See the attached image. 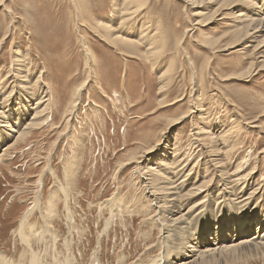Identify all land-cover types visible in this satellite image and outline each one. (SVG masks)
<instances>
[{
  "label": "rangeland",
  "instance_id": "obj_1",
  "mask_svg": "<svg viewBox=\"0 0 264 264\" xmlns=\"http://www.w3.org/2000/svg\"><path fill=\"white\" fill-rule=\"evenodd\" d=\"M1 3L0 80H4L0 82L4 84L1 90L6 89L0 98L2 109L11 111L19 95L28 98L31 109L39 98H44L40 105L42 127L29 132L23 140L13 139L12 148H0V254L4 259L29 264V247L17 238L16 232L32 208L25 232H33L34 236L29 235L31 248L41 255L43 264H156L167 258L170 250L178 247L177 242L163 248L160 227L165 225L164 220L156 212V202L149 198V194L161 192V174L149 176L145 170L156 167L161 159L157 154L163 150L171 154L175 145H179L180 155L187 153L194 142L192 136L203 128L210 135H219L231 124L233 111L249 123L241 127L234 140L213 144L204 136L209 145L198 149L194 146L191 152L209 155L210 160L217 161L214 166L221 164L227 170L218 181L208 184V188L220 191L214 197L217 202L212 216L231 219V205L223 208L222 202L233 184L226 189L222 181L235 176L239 184L234 195L243 194V201L249 193L240 179L251 172L258 190L253 200L245 203V210H264V190L260 185L264 179V71L248 79L236 76L243 75L253 61H261L256 56V46L263 37L243 41L229 52L215 50L219 42L224 47L231 41L227 36L233 26L231 11H216L215 4L207 3L201 9L193 8L184 0H140L139 9L129 0H0ZM239 9L247 8L235 11ZM132 15L136 18L122 23ZM142 23L149 30L159 27V35L164 38L155 67L145 58L148 47L115 46L104 38L103 25L117 29L116 36L134 39ZM212 39L219 40L215 48L206 45ZM21 54L30 63L28 78L22 77L26 75L16 63ZM169 66L170 74L162 78ZM72 96L78 104L66 120ZM199 109L208 110L202 120ZM186 113L189 116L182 124L168 126ZM208 114L213 117L206 120ZM8 121L12 122L9 117L0 119V126ZM156 143L159 145L154 154L144 161L143 154ZM212 150L218 152L214 154ZM196 161L197 158L188 161V168ZM196 167L199 183L202 178L210 179L212 174L206 173L204 165ZM61 189L67 192L68 202ZM203 197L195 198L196 205L202 206L190 213L192 217L205 211L202 220L196 222L202 223L199 229L204 233L209 217ZM184 203L187 206L191 202ZM45 225L54 233V240L44 233ZM197 230L194 228L188 236ZM232 256L227 255L221 262L210 257L203 263L264 264L261 256L236 261ZM173 259L166 262L179 261Z\"/></svg>",
  "mask_w": 264,
  "mask_h": 264
},
{
  "label": "bare ground",
  "instance_id": "obj_2",
  "mask_svg": "<svg viewBox=\"0 0 264 264\" xmlns=\"http://www.w3.org/2000/svg\"><path fill=\"white\" fill-rule=\"evenodd\" d=\"M1 1L3 2V0H1ZM129 1L135 2L138 6V9L141 8V6H142V5H139L140 0H129ZM184 1H185V3L186 2L188 4L190 3V5H192L193 8H200L201 9L202 8L201 5H203L205 3L210 4V5L215 4L217 7L216 11L229 10V11H231V13H233L232 21L230 19L231 23L233 24V26L230 29L232 31L230 32V34L227 35L231 39V41L227 45H225L224 47L221 46L218 39L214 40L215 39L214 37H213L214 39H212L206 43V45H210L212 48H215L219 42V45L217 48H215V50L216 49L221 50L223 48L222 52H229V50L236 48L238 46L237 44H240L243 41H246L250 38L251 39H258V38L263 37V39H261V41H259V44L256 46V48H257L256 56L261 61L257 62V63L255 61H253L250 64L249 69L246 70L245 72H243L244 74L242 73L243 75H241V73L239 72L240 74H238L236 76H238L237 77L238 79L240 77H244V76H246V78L248 79V78H252L255 75H257L256 73L264 71V0H184ZM0 6H2V3ZM134 7H132V8H134ZM203 7H204V5H203ZM240 7H246L247 9L246 10H240L239 9V10L235 11L237 8H240ZM129 8H131V7H129ZM136 11L138 12L139 10H136ZM119 12H121V11H119ZM123 14L124 13H122V15ZM133 15H132V18H130V19H129V17H127L128 19L124 20L122 23H126L127 21L130 22L131 20H133L134 19L133 17H135ZM195 15L197 16V15H199V13H196ZM202 16H203V14H202ZM122 18H123V16H122ZM103 26H104V30L106 31L104 38L107 40L108 44L110 43L111 45H115V46H119V45L124 44V45L130 46V47L136 46V45H141V46H144L145 48L148 47L146 49V53L144 54L146 60H148L153 65L152 67H155L156 65L159 64L158 62H159L160 55H158V54H160L162 51V46H163L162 41L164 40V38H162L163 36L161 37L159 35V32H160L159 27L152 29V30H149L150 27L149 26L147 27V24L142 23L140 26V32L136 31V33H135L136 36H134V39H125V38H123V36L120 37V36L114 35V33L117 31V29L112 28L111 26H105V25H103ZM130 29H132V27ZM212 48H210V49H212ZM256 48H255V50H256ZM26 61H27V57L25 55L21 54V55L17 56L16 63L18 66H20L19 70L22 71V73H24L26 75V76H22L24 78H28L27 75H28V70H29V66H30V63L26 62ZM255 64H256V66H255ZM170 67L171 66H169L168 68L165 69L164 74H161V75H163L162 78H166V75L170 74ZM237 71H239V70H237ZM253 74H255V75H253ZM1 80H4V79H1ZM24 80L25 81H23V82H28V81H26L27 79H24ZM226 80H228V79H226ZM167 81H169V80L167 79L165 81V83L163 84V89L166 88ZM37 83L38 82L36 81L35 84H37ZM198 84H197V86H198ZM3 85L4 84H2V83L0 84V98L6 92L5 87L1 90V87ZM199 85H201V84H199ZM33 88H34V86H33ZM13 90L14 89L11 90V93L13 92ZM31 90H32V88H31ZM80 90H82V89H80ZM80 90H78L77 92H80ZM42 91H43V89H42ZM24 94L28 95L29 92H27V94L24 92ZM33 94H34V91H33ZM18 97H19V99H18L19 102H17L15 104V107H14L15 109L12 108L11 111L9 110L10 112L2 109L3 103L0 100V119H7L9 117L10 120L12 121V122H9V121L5 122V126H0V148L2 146H7L9 148L10 144L14 143V142H12L13 139L16 141L18 139L23 140L29 134V132H32L34 130H38L40 128V126L42 127V125H43L42 124L43 120L41 121V118H42L41 116L43 114V110H40L41 109L40 105L43 104L44 98L43 97L39 98L40 102L38 103L39 100H37L34 103L35 106L33 107V109H31V104H30V102H28V98H25L24 95H19ZM23 98H25V99L23 101H21V99H23ZM71 100H72V98H71ZM47 102H49V101L47 100ZM77 102L78 101L75 99V96H74L73 101L71 102L72 104L69 106L70 108L67 106L69 108V110L67 111L68 114L65 113V115L67 117L66 120H69V118H70L69 116L73 112H75L74 110L78 104ZM47 105H48V103H47ZM47 105H45V106L47 107ZM226 106L227 105H225V107H224L225 110H226ZM203 108L204 107L202 106V109ZM45 111H47V110H45ZM207 111L208 110H200L199 109V112H200L199 119L200 120H202L204 118V115H207L206 114ZM188 114L189 113L182 115L180 118L176 119L175 121L174 120H172V122L170 121L168 126L173 128L176 125L182 124L188 118V116H189ZM208 116H209V114H208ZM210 117H213V116H209L208 118H206V120L209 119ZM231 117H232L231 124L229 125L228 128L221 130L219 135H215V134L210 135L211 133L209 130L204 131L205 128H203V130L195 133L192 136L193 137L192 140H194V142L192 143V145H190L191 147L190 146L189 147L191 149L194 146L196 149H198L199 147L206 148V145H209V144H206V142H204V139L202 138L204 136H207L208 140H210V142H212L213 144L214 143L217 144V142H220V141L223 143H226V140L227 141L234 140L235 136L240 134V132L242 131L241 127H246L249 125V123L246 122L247 120L239 117L237 114H234V111H233V116H231ZM43 119H44V117H43ZM8 128L10 130H7ZM208 129H210L209 126H208ZM208 134H209V136H208ZM158 145L159 144L156 143L155 146L153 148H151L150 152L147 151L145 154H143L142 158L145 159L144 161L147 160L148 156H150L151 154H154L153 151ZM178 146L175 145V147L172 148L173 152H171V154H168V155H167V153L164 152L165 150L161 151L160 153H158V151H156L155 154L158 153L157 155L159 157H161V159L158 162L161 161L162 165L158 166V162H157L155 164L156 167H149V168L146 167L147 169L145 170V173L147 175L150 174L151 176H153V175H160L161 174L160 175L161 176L160 177L161 178V183H160L161 192L159 194L158 193L155 194L156 192L153 194H149V198L153 199L156 202V208H155L157 210L156 212H158L164 220L163 223L165 225L160 227L163 229V230L161 229L162 230L161 233L163 236L161 238L163 241V248H165L166 245L169 247V245L170 244L172 245L174 242H177V246H178L175 248L176 249L175 251L170 250V252L167 255V258H164L163 260L159 261L156 264H173V263H167L166 262V261L169 262V259L172 257H174V259H173L174 261L179 260V261L174 262V264H197V262L201 261V260L202 261L200 262V264H204L203 263L205 261L204 259H206V258L209 259L210 257H214L213 259H215V260L217 257V258H219L218 261H220V260L223 261L222 259L229 254L233 255L232 259H235V261L240 259V258H243V257L244 258H251L254 256L264 257V210L259 211V212L258 211L248 212L247 210H245V209H247V204H245V203L247 201H249L256 194V191L258 190V189H255V187H254L255 178L252 177L253 172H251L246 177L242 176L243 178L240 179V181H243L244 186H246V188H244V190L246 189L247 193H249L248 194L249 196L247 195L246 198H243V199H245V200H243L245 202L240 200L242 198L241 195H243V194L238 193L239 197L236 194L234 195V190L236 192V188L238 187V184H239L238 180L237 181L235 180V178H234L235 176L234 177L232 176V178H233L232 180L229 177L228 179H225L222 181V183L226 189H228L227 187H229V185L231 183L233 184L232 188H229V190H226L227 192L225 193V196H223L224 202H222L223 203L222 206L224 205L223 208H225L227 205H231L229 207V213L232 215H231V217H230L231 219L229 221L218 220L217 216H212V209H214L213 206L215 207L216 206L215 202H217V200L215 201L216 198L214 199V197H215L216 193L219 194L220 191H218L219 189L214 190V188H213V190H212V188H208V184L212 183V181H215V180L218 181L220 178H222L224 176L225 171L227 172V170L222 169L224 167L221 164L214 166L215 165L214 163L216 160H214L213 157H218V156H211L213 159L210 160L209 155L206 157H203L202 155H199V154L195 155L196 151H194L192 153L191 149L188 150L187 153L184 151L182 153V155H180L179 150H178ZM212 152H213V150H212ZM216 152H218V151L215 150L213 153L216 154ZM4 153H6V152H4ZM173 153H174V155H173ZM219 154H221V153L219 152ZM178 155L181 156L179 159L177 158ZM170 156H172V157L170 158ZM201 157H202V159H201ZM192 158H197L196 165L188 168V161H190ZM247 158L250 160V158H251L250 155L247 156ZM200 159L202 161L201 163H200ZM0 160H1V155H0ZM2 160H3V158H2ZM132 164H134V163H132ZM136 164H137V162H136ZM198 164L204 165L206 173L212 174V175L210 174L211 177L209 180L202 178L201 179L202 183H199L200 173H199L198 167H196ZM248 165L249 164L247 163L246 167ZM243 166H244V164L242 165V167ZM125 167H127V166H125ZM239 167H240V165L238 166V168ZM209 185H211V184H209ZM260 185L263 186L262 190H264V179L260 182ZM150 188H152V187H150ZM259 189H261V188H259ZM61 190L64 191L63 194L65 196V200H66V202H68L67 192H65L64 189H61ZM250 190H251V192H250ZM200 195L204 196L203 199H205V201H206L204 206H206V208H207V216L209 217V220L207 222L209 227H208V230L205 231L204 233L202 232L201 229H199V226L202 223L199 222L196 224V222L199 220L200 221L202 220V216L205 215V211H203L202 213H199V214L195 213V216H192V217H191L192 214L190 213V212H192V210L201 208L202 203H199L198 206L195 203L196 202L195 198L197 196H200ZM244 196H246V195H244ZM252 200H253V198H252ZM38 201H39V199H38ZM186 201L191 202V203H188L189 205L184 206L185 205L184 202H186ZM36 204H38V202H36ZM193 204H194V207L192 208ZM248 204H250V203L248 202ZM48 205H49V203H48ZM34 206H36V205H34ZM37 207H38V205L35 208H37ZM189 207H191V208H189ZM50 210H48V212ZM66 210L68 211L69 209H66ZM216 210H218V209H216ZM33 211H34V208H32L30 211H28L23 216V218L21 219L20 225H19L20 227L18 228V230L16 232V235L18 236L17 238H19L23 243H25L27 245V247H29L30 254H31V257L29 259L30 260L29 264H43V259L40 258L41 255L39 256V254L37 252L35 253V251H34L35 249L33 250L31 248V241H32L31 237L34 236L33 232L32 233L29 232L30 234H32V236H29L30 234L27 235V233L25 232V226H26V224L29 226L28 222L30 221L29 220L30 217H32ZM160 218H158V219H160ZM236 218H239L240 220H237ZM212 219H215V220L212 222ZM224 219H227V217H225ZM223 221H225L226 223H223ZM161 224H162V222H160V226H161ZM210 225H214V226L210 227ZM257 227H259V228H257ZM44 228H45L44 233L46 234V236L49 235L48 237H50L51 240H54L55 236H54V233H52V231L50 230V228H48L46 225ZM194 228H195V230L198 229L197 232L193 236L189 237L188 235L192 233V230ZM254 229H258V230L255 233H253ZM260 230H261V232H260ZM40 232H42V231H40ZM42 235H43V232H42ZM172 240H173V242L170 243L169 241H172ZM24 257H25V255H24ZM0 258L3 259L2 261L0 260V264H14L12 261H7L6 259H4V257L2 255L0 256ZM215 263H217V262H215ZM66 264H67V262H66ZM226 264H228V263H226Z\"/></svg>",
  "mask_w": 264,
  "mask_h": 264
}]
</instances>
